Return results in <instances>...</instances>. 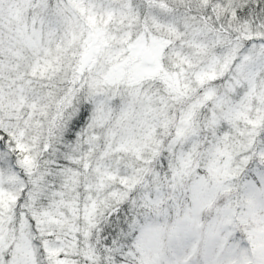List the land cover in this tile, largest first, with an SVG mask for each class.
Returning a JSON list of instances; mask_svg holds the SVG:
<instances>
[{"label":"snow or ice","instance_id":"snow-or-ice-1","mask_svg":"<svg viewBox=\"0 0 264 264\" xmlns=\"http://www.w3.org/2000/svg\"><path fill=\"white\" fill-rule=\"evenodd\" d=\"M0 264H264V0H0Z\"/></svg>","mask_w":264,"mask_h":264}]
</instances>
